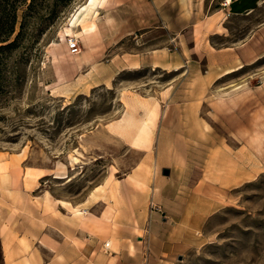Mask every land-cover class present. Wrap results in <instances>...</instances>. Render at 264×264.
<instances>
[{"label":"rangeland","instance_id":"374dc122","mask_svg":"<svg viewBox=\"0 0 264 264\" xmlns=\"http://www.w3.org/2000/svg\"><path fill=\"white\" fill-rule=\"evenodd\" d=\"M105 1V12L117 6L133 9L121 17L141 18V6L127 7L135 0ZM86 2L39 0L28 40L6 61L21 78L0 90V182L25 178L31 189V178L45 176L41 190L60 204L83 201L147 160L182 178L167 184L165 202L170 189L188 192L185 178H199V195L205 181L230 178L227 204L165 264H264V5L245 17L220 14L217 31L200 25L178 39L180 8H159L164 24L151 6L144 40L138 33L97 54V30L87 39L76 29L81 52L72 55L59 37ZM133 96L157 106L150 144L140 149L109 127L128 113L145 119L141 107L131 109Z\"/></svg>","mask_w":264,"mask_h":264},{"label":"crops","instance_id":"0c3cea01","mask_svg":"<svg viewBox=\"0 0 264 264\" xmlns=\"http://www.w3.org/2000/svg\"><path fill=\"white\" fill-rule=\"evenodd\" d=\"M225 1L135 0L127 7L141 6V18L136 19L121 17V13L130 14L133 9H103L102 17L113 18L112 31L97 30V54L106 53L138 33L142 40L153 33L148 32L151 6L158 8L155 21L164 24L166 18L159 8H180L174 21L184 24L179 31L185 34H174L178 39L185 37L187 31L197 32L200 25L203 32L208 25V31H217L220 20L216 17L220 14L245 17L264 5V0H232L229 7H224ZM164 169L170 170L169 177L163 176ZM173 176V168L156 165L154 170L147 160L125 178H109L108 183L95 188L83 201H59L60 204L48 201V192L41 190V183L47 178H31V189H26L25 178H2L0 264L167 263L165 257L191 246L192 232L222 209L230 194V178L205 181L204 195L198 194L199 178H185L189 182L188 192L170 189L171 201L165 202L167 184L182 179ZM64 202L68 206H63Z\"/></svg>","mask_w":264,"mask_h":264},{"label":"bare ground","instance_id":"6f19581e","mask_svg":"<svg viewBox=\"0 0 264 264\" xmlns=\"http://www.w3.org/2000/svg\"><path fill=\"white\" fill-rule=\"evenodd\" d=\"M228 2L231 4L232 0H228ZM105 4V0H87V2L80 6L72 15L68 27L60 34V41L64 43L69 41L68 39L75 38L76 29L81 30L82 36L87 39H90V37L96 32V30H98V28L104 30L107 25L109 26V30L112 31L111 24L113 23V18L107 16L103 19L101 17V10L104 9ZM92 18L97 19V23L90 21ZM130 98L132 99V103H134L133 107L131 106V109H135L136 106L141 107L145 111V119L139 121L134 118L133 113H128L116 123L109 125L110 132L126 138L135 149L148 147L153 134L152 126L157 116V106L150 107L138 96H133ZM72 159V162L79 163L78 158L74 157ZM40 177L44 178L45 176ZM57 179L68 180L69 178L62 177ZM63 204L68 206L66 202ZM74 212L77 214H83V212L78 213V210H75Z\"/></svg>","mask_w":264,"mask_h":264},{"label":"trees","instance_id":"16d2710c","mask_svg":"<svg viewBox=\"0 0 264 264\" xmlns=\"http://www.w3.org/2000/svg\"><path fill=\"white\" fill-rule=\"evenodd\" d=\"M23 7L27 9L20 22L19 12ZM38 11L39 0H0V55L2 56L0 90L8 89L21 78L18 66L10 67L6 61L28 40V27L31 20L39 14ZM19 24L20 31L17 34Z\"/></svg>","mask_w":264,"mask_h":264},{"label":"built area","instance_id":"2783aa9c","mask_svg":"<svg viewBox=\"0 0 264 264\" xmlns=\"http://www.w3.org/2000/svg\"><path fill=\"white\" fill-rule=\"evenodd\" d=\"M230 5L231 4L228 2V0H226L224 7H229ZM68 43V48L72 55H77L81 52V47L77 38H71Z\"/></svg>","mask_w":264,"mask_h":264},{"label":"water","instance_id":"95a60500","mask_svg":"<svg viewBox=\"0 0 264 264\" xmlns=\"http://www.w3.org/2000/svg\"><path fill=\"white\" fill-rule=\"evenodd\" d=\"M170 175H171V172H170L169 169H164V170H163V176H165V177H169Z\"/></svg>","mask_w":264,"mask_h":264}]
</instances>
